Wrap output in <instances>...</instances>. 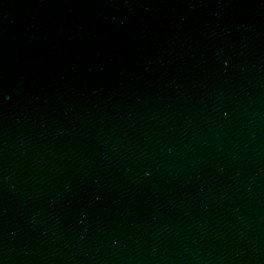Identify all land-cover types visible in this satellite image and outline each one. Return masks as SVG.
<instances>
[{
    "label": "water",
    "instance_id": "obj_1",
    "mask_svg": "<svg viewBox=\"0 0 264 264\" xmlns=\"http://www.w3.org/2000/svg\"><path fill=\"white\" fill-rule=\"evenodd\" d=\"M0 264H264V0H0Z\"/></svg>",
    "mask_w": 264,
    "mask_h": 264
}]
</instances>
